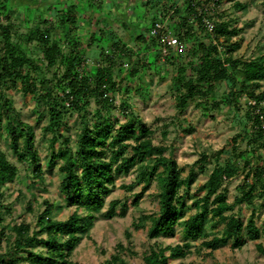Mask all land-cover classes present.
<instances>
[{
  "label": "trees",
  "instance_id": "obj_1",
  "mask_svg": "<svg viewBox=\"0 0 264 264\" xmlns=\"http://www.w3.org/2000/svg\"><path fill=\"white\" fill-rule=\"evenodd\" d=\"M43 1L22 0V3L36 6L40 12L34 17L26 16V21L34 22L27 34L28 40L35 41V48L41 53L47 68L62 67V73L55 69L52 79L38 75V72L43 73L41 60L14 40L12 23L2 19L9 13L8 0H0V128L5 130L16 160L34 166L32 176L35 181H41L44 171L38 165L34 129L19 117L13 99L6 92L8 88H18L20 84L23 95L34 96L42 106L41 116L48 115L45 130L50 132V155L47 164L52 166L56 159H61L60 193L66 203L75 209L67 218L57 219L52 212L61 206L45 201V208L37 214L34 223L14 222L9 232L2 227L0 264H19L23 260L27 264H73L70 256L82 235L88 234L93 220L102 214L105 197L114 188L115 175L127 173L135 164L141 166L138 180L145 185L154 181L158 188L157 212L141 217L142 222L135 224V228L146 227L147 237L151 240L170 232L183 219L184 241L151 246L142 257L143 264H169L170 259L184 257L191 247L190 240L198 238H203L201 244L210 252L230 240L235 247H241L247 240L257 241L264 233V227L260 229L256 225L252 213L245 220L239 214L225 213L243 203L250 205L255 198H264V90H259L264 81V55L242 60L234 58L231 49L229 54L223 53V49L228 51L227 46L236 29L231 28L230 21L219 22L218 19L213 33H207L199 16L190 20L193 9L189 0H185L183 12L174 6L169 14V26L171 22L174 24L175 28H170L185 43L186 50L182 53L172 50L165 55L160 52L158 41L149 36V30L146 35H137L134 41H151V45L148 47L144 44L142 53L134 52L127 45L132 39L123 40L117 36L109 23L104 25L102 20L92 18V21L87 18L82 22V14L76 10L75 3L67 0H62L63 4ZM216 2L218 4L219 0ZM22 3L23 10L20 12L24 13ZM235 5L243 6L239 2H235ZM216 13L217 9L213 14L215 17ZM84 23L99 29L98 34L94 31L89 33L91 42L97 43L105 38L108 42L106 49L100 47V61L90 68H86L83 42L74 34ZM60 32L67 50H63L60 40L56 38ZM122 57L127 64L135 63L134 67L131 65L127 68V86L122 91L123 95L131 92L129 81L134 76L141 70L149 69L151 62L157 63L163 57L166 64L170 62L176 65L172 84L177 91L179 109L193 103L206 114L210 104L216 108L227 104L244 118V128L250 124V129H245L236 139H247L251 148L239 150L235 144L231 145L225 160L216 162L207 180L197 188L198 193H204L192 201L195 211L186 217L185 199L179 190L190 187L194 179L193 169L183 177L176 160L164 155L166 147L153 142L151 130L139 118L130 115L129 105L124 100L118 110L125 121L114 128L110 113L115 108L113 95L119 88L113 77V69L117 65L116 59ZM123 70L120 64L118 72ZM51 80L55 81V88L51 86ZM220 83H225L227 90L217 100L214 88ZM133 88L138 90L137 86ZM90 98L96 102L94 121L92 125L84 122L72 145L71 137L64 130L66 114L77 112L84 118V109ZM242 98L247 100L244 114L241 113ZM230 141L232 144L235 142ZM206 160V157L199 158L195 164L203 168ZM16 173L17 167L0 148V197L3 196L1 187L11 182ZM240 174L245 180L238 186V195L229 202L222 188L225 182ZM125 187L130 188L131 185ZM141 197L142 192L137 193L133 204L137 205ZM121 203L120 199L110 200L103 215L111 217L117 213L118 205L119 214H123L126 205ZM27 208L31 210V203L28 202ZM0 209L11 213V208L2 203ZM3 240H7V244L2 250ZM255 248L264 256L262 242H257ZM127 250L128 247L122 243L117 244V251L104 264H125L121 251Z\"/></svg>",
  "mask_w": 264,
  "mask_h": 264
},
{
  "label": "rangeland",
  "instance_id": "obj_2",
  "mask_svg": "<svg viewBox=\"0 0 264 264\" xmlns=\"http://www.w3.org/2000/svg\"><path fill=\"white\" fill-rule=\"evenodd\" d=\"M45 1L61 2L63 4L64 0H44L43 2ZM176 1H180L176 7H179V10L183 12L185 0ZM202 1L207 2L209 0ZM162 2L164 0H134L129 7L132 14L126 11L120 14L115 9L118 7L117 4L114 5L116 7H111L105 0L103 4L105 12L103 11L104 16L102 17L111 20L112 29L117 36L123 40L132 39V41H128V47L134 52L142 53L144 51L143 45L146 44L149 47L151 41H134V38L140 34H147L151 27L150 21L160 10L159 6L164 4ZM235 2H239L243 6L237 7ZM21 3L22 0H8L9 13L7 16H3L2 19L12 23L14 40L34 57L41 60L43 73L38 72V75H44L47 79H52L54 71L58 70L60 74L62 73V67L57 69L56 66L47 68L45 60H42L41 53L35 48V41H29V35H27L34 22L26 21V16L34 17L39 15L40 12H38L36 6L24 2L22 4L25 6V10L24 13H21L20 11L23 10ZM174 5L175 3L173 6L170 4L166 9L161 7L164 14L162 17H167L172 12ZM91 7L93 10L97 9L95 5ZM216 17L219 22L230 21L231 28L236 29V34L231 36L227 46L228 51L223 49V53L226 54L231 49V55L242 60L264 55V0H219ZM134 18L138 20V23L134 21ZM86 24L79 26L74 34L80 37V41L83 42L86 68H90L100 61L101 48L106 49L108 42L106 38L100 39L97 43L95 41L91 42L89 33L94 31L98 34L99 29L86 26ZM170 27L175 28L172 22ZM200 33L204 34L203 32ZM62 35V32H60L56 38L60 40L63 50H67L68 46L62 43ZM203 36L202 38H204ZM162 58L158 59L157 63L151 62L149 69L141 70L134 76L129 81L131 92L124 95L122 91L127 86V77L125 76L128 72L127 68H130L131 65L134 67L135 63L127 64L124 57L116 59L117 65L113 69V77L118 82L119 90L113 95L115 108H112L110 116L114 122V128H118L119 124L125 121L124 116L118 110V106L123 100L126 101L129 105L130 115L139 118L146 124L151 130V137L155 144H162L166 147L164 155L176 160L181 169V175L185 177L189 170L193 169L194 179L190 187H181L179 190V194H182L185 199L184 217H186L195 211L192 201L204 193H198L197 188L207 180L208 173L216 162L222 163L225 160L231 145L235 144L239 150L251 148L247 139L242 141L236 139V136L242 135L245 129H250V124L248 123L244 128V118L238 116L234 107L227 104H222L219 108L210 104L206 114L200 108L195 107L193 103L179 109L177 106V91L174 90L172 84L176 65L170 62L166 64L165 59ZM120 64L124 68L121 73L118 72ZM50 82L51 86L55 88V81L51 80ZM37 83L39 84V79ZM20 86L18 84V88H8L6 92L13 99V106L19 117L32 125L34 129V144L38 153V165L42 167L44 177L39 182L35 181L32 176L34 166L16 160L10 149L9 138L5 130L0 128V148L17 167L15 178L1 187L3 196L0 197V203L11 208V213H7L5 209H0V229L6 227L7 232L10 231L9 227L14 222L34 223L37 214L45 208V201L61 206L60 209L55 208L52 212L53 217L57 219L67 218L75 209L73 205L66 203L60 193L61 176L59 166L62 163L61 159H56L52 166L47 164L50 155L48 143L50 132L45 130L48 124V115L41 116L42 106L37 103L34 96L23 95ZM136 86L138 90L133 88ZM214 89L217 100L227 90L225 83L216 84ZM259 90H264V81H262ZM240 101L242 102L241 113L244 114L247 110L245 103L247 100L242 98ZM95 107V99L90 98L84 109V118H81L77 112L66 114L67 125L64 130L71 137L72 145H74L76 134L81 130L84 122L92 125ZM3 121L6 123L5 118H3ZM230 140L235 142L232 144ZM202 157H206L207 160L203 162V168H200L195 162ZM140 167V165L135 164L127 173L115 175V185L105 197L106 203L102 208V214H98L93 220L88 234L82 235L70 256L73 264H104L117 251V244L119 243H122L124 247H128L127 251H121L125 264H143L142 257L149 251L151 246L157 244L166 246L184 241L183 219L179 220V223L175 224L170 232L162 233L158 238L151 240L147 237L146 227L135 228V224L138 225L142 222L141 217L156 213L158 210V188L156 183L152 181L150 184L145 185L144 182L139 181L138 171ZM244 180V176L240 174L225 182L222 189H224L229 202H232L234 197L238 195V186ZM144 186L146 187L143 190ZM139 192H142V197L138 204L134 205L133 198ZM112 199H120L121 204L126 205V209L123 214H119L120 205H118L117 213H114L111 217H106L103 214L106 212L108 202ZM28 202L31 203V210L27 208ZM229 213L239 214L244 220L252 213L256 225L262 229L264 227V198H255L250 205L243 203L240 207L235 206L231 212L225 214ZM146 225H148V221ZM207 230L210 231V228H207ZM202 240L203 238L190 240L191 247L186 255L181 258L170 259L169 264H264V256L259 254L255 248L257 242L264 244V233L257 241L247 240L241 247L233 246L232 240H230L228 243L218 246L213 252L202 246ZM6 244L7 240H3L2 250L6 248ZM19 264H27V262L23 260Z\"/></svg>",
  "mask_w": 264,
  "mask_h": 264
},
{
  "label": "built area",
  "instance_id": "obj_3",
  "mask_svg": "<svg viewBox=\"0 0 264 264\" xmlns=\"http://www.w3.org/2000/svg\"><path fill=\"white\" fill-rule=\"evenodd\" d=\"M189 1L193 9V15H191L190 20H195L199 16L206 32L212 34L218 21L213 15L218 6L216 0H209L207 2H203L202 0ZM169 24V15L161 19H156L153 21L148 32L149 36L154 37L158 41L162 55L172 50L180 53L186 50L185 43L173 33Z\"/></svg>",
  "mask_w": 264,
  "mask_h": 264
},
{
  "label": "crops",
  "instance_id": "obj_4",
  "mask_svg": "<svg viewBox=\"0 0 264 264\" xmlns=\"http://www.w3.org/2000/svg\"><path fill=\"white\" fill-rule=\"evenodd\" d=\"M104 1L105 0H92L90 2V0H75V1L74 0L73 1L71 0V2H73V3H75L77 5L76 10L79 11L80 15L82 14V17L83 18L81 19V21L82 20H86L87 18L90 19V21H92L91 20V18H92L94 20L96 19L97 21L102 20L103 23H104V25H108V23H109V26H111V23H112L111 20L109 18L106 19V18H103L102 17V16H104L103 15V11L105 12V10L103 9ZM106 1L109 3V5H111V7L112 6L113 7H116L114 5L117 4L118 7L115 8V9H117L120 14L123 13V12H125V11L128 12L129 14L130 13L132 14V12L129 10V7H130V3H132L134 0H130V1H128V0H106ZM178 2H180V1H176V0H166L165 1L164 0V2H162L164 4H162L161 6H159L160 7L159 8L160 10H158L157 11V14H155L152 17V19L150 21L151 24L157 18H160V17L164 16V14L161 11V7H162V9L163 8L166 9V7L168 5L173 4V3H175L174 6L179 5ZM90 4L95 5L97 7V9L98 8L99 9L98 10H93L92 7L89 6ZM84 5H87V6L84 7ZM162 18H164V17H162ZM134 19H135L134 21H136L138 23V20L136 18H134ZM82 22H84V21H82Z\"/></svg>",
  "mask_w": 264,
  "mask_h": 264
}]
</instances>
